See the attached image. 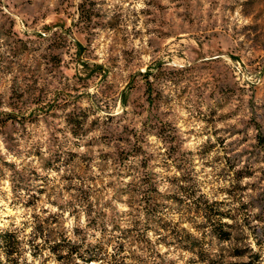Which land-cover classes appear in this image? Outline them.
Listing matches in <instances>:
<instances>
[{"label": "rangeland", "instance_id": "374dc122", "mask_svg": "<svg viewBox=\"0 0 264 264\" xmlns=\"http://www.w3.org/2000/svg\"><path fill=\"white\" fill-rule=\"evenodd\" d=\"M1 229L14 264H264V0H0Z\"/></svg>", "mask_w": 264, "mask_h": 264}, {"label": "trees", "instance_id": "16d2710c", "mask_svg": "<svg viewBox=\"0 0 264 264\" xmlns=\"http://www.w3.org/2000/svg\"><path fill=\"white\" fill-rule=\"evenodd\" d=\"M212 216H208V220L212 221ZM216 230V229H215ZM218 236L224 240H229V233L220 229L216 232ZM192 237L191 233H188ZM21 239L18 236L16 230H0V255L6 256L7 260L4 262L0 257V264H14L18 263L17 256L22 255V250L20 249ZM97 259H88L87 262H91ZM240 264H250V262H244Z\"/></svg>", "mask_w": 264, "mask_h": 264}]
</instances>
